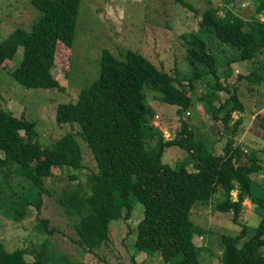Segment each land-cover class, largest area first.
<instances>
[{
	"label": "trees",
	"instance_id": "16d2710c",
	"mask_svg": "<svg viewBox=\"0 0 264 264\" xmlns=\"http://www.w3.org/2000/svg\"><path fill=\"white\" fill-rule=\"evenodd\" d=\"M80 2L30 0L39 16L29 30L15 29L0 41V66L12 59L17 46L21 47L20 60L10 71L18 85L59 87L52 75L57 44L68 49L72 46ZM253 2L254 12L246 20L234 15L231 8H226L219 17L217 8L209 5L198 21V32L179 35L184 57L191 65L190 75L176 69L171 73L157 68L147 57L131 49L118 54L119 57L104 49L97 78L79 88L75 101L59 103L56 107L55 121L77 124V133L66 132L49 146L34 139V122L15 117L0 106V202L19 218L28 207L39 213L41 197L48 193L45 178L53 174V167L78 171L83 166L77 135L94 158L96 169L85 173L83 184L64 186L58 197L61 208L72 220L78 236L75 241L87 251L100 246L108 237L109 222L129 219L133 202L137 200L144 206L135 242L140 250L157 253L172 264H203L199 260L200 246L191 241L194 234L201 235L203 231L190 219L193 205L197 201L211 202L213 193L219 189L222 197L214 202V209L231 213L232 220L237 222L243 200L251 197L250 173L261 169L254 152L249 153L234 144L244 105L237 96L235 80L232 86L227 81L232 74L229 63L225 64L224 82L219 80L204 33L235 47L241 60L252 62L251 70L238 74L237 79L264 82V0ZM198 63L204 64L205 69L198 70ZM204 73H209L213 79V84L210 81L212 92L226 90L228 93L218 105L208 108L210 117L222 123L219 135L226 136L223 153L216 156L203 154L202 149L194 145L192 131L185 121L174 137L167 139L149 120L153 110L143 92L144 87L157 92L161 101L176 105L179 112L191 104L189 93L194 90V80ZM183 81H187L188 90L180 87ZM234 112L237 118L233 117ZM258 125L264 135V118L258 120ZM171 144L193 150L194 169L162 161L164 147ZM259 151L264 155V139ZM12 173L27 182V193L18 191L15 183H9ZM69 178L78 179V175L73 173ZM234 190L235 199L231 194ZM251 202L262 214L249 237L243 239L246 236L244 224L235 235H219L224 264H264L261 251L264 199ZM38 222L44 236L55 229L47 227L46 218H39ZM26 253L32 255L31 260L23 258ZM41 256H49L43 244L39 250L29 244L8 251L0 242V264H48ZM66 264L85 263L76 260Z\"/></svg>",
	"mask_w": 264,
	"mask_h": 264
},
{
	"label": "rangeland",
	"instance_id": "374dc122",
	"mask_svg": "<svg viewBox=\"0 0 264 264\" xmlns=\"http://www.w3.org/2000/svg\"><path fill=\"white\" fill-rule=\"evenodd\" d=\"M209 5L217 8L219 17L226 8H231V12L242 20L248 19L254 12L253 0H81L72 46L68 49L61 43L57 44L52 75L59 87L23 88L18 85L10 74L21 57V47L17 46L12 59L0 66V106L15 117L34 122V139L43 146L51 145L66 132L76 134L77 124H58L55 121L56 107L59 103L75 101L79 88L86 87L97 78L104 49L116 57L131 49L147 57L157 68L171 73L176 69L190 75L191 65L184 57L179 35L198 32V21ZM38 16L39 12L30 4V0H0V41L15 29L28 31ZM204 34L206 48L213 55L219 80H223L225 64L229 63L232 74L227 81L232 86L235 80L237 96L244 105L242 123L234 137V144L241 146L244 151L254 152L261 166L259 171L250 173L251 197L243 200L237 222L232 220L231 213L214 209V202L222 197L219 189L213 193L211 202L197 201L191 209L190 219L197 229L203 230L202 236L196 233L191 238L192 242L200 246V262L224 264L219 235H235L244 224L245 239L253 232L262 214V210L256 208L251 200L264 199V155L259 151L264 135L258 125V120L264 118V82L258 84L243 77L237 79L238 74L251 70L252 62L241 60L235 47L218 42L209 33ZM197 66L198 70L205 69L204 64L198 63ZM210 81L213 84L209 73L196 78L194 90L189 93L192 102L179 112L176 105L161 101L157 92L147 87H144L143 92L154 113L149 120L167 139L173 138L182 121H185L192 131L194 145L202 149L203 154L212 153L216 156L223 153L226 136L219 135L222 123L210 117L208 108L218 105L228 93L226 90L212 92ZM183 84L180 87L188 90L187 81H183ZM232 115L238 117L236 112ZM76 138L83 166L78 171L53 167V174L45 178L48 193L41 197L39 213L28 207L19 218L11 213L5 203L0 202V242L3 247L12 251L31 244L34 250H39L43 244L49 256L41 257L48 264H66L76 260L85 264H172L159 254L140 250L135 245L138 224L144 217V206L137 200L133 202L129 219H113L109 222L108 237L100 246L87 251L84 245L75 241L78 236L72 227V220L61 208L58 197L64 186L78 182L83 184L85 173L96 169L91 153L79 136L76 135ZM161 159L172 166L184 165L194 169L195 155L192 149L187 151L175 144L167 145ZM73 173L78 175V179L69 178ZM9 183H15L18 191H28L27 182L16 177L15 173L9 178ZM236 193V190L231 192L234 199ZM39 218L48 219L47 227L53 226L54 231L45 236L41 234ZM261 251L264 253V246ZM23 258L28 261L32 255L26 253Z\"/></svg>",
	"mask_w": 264,
	"mask_h": 264
},
{
	"label": "water",
	"instance_id": "95a60500",
	"mask_svg": "<svg viewBox=\"0 0 264 264\" xmlns=\"http://www.w3.org/2000/svg\"><path fill=\"white\" fill-rule=\"evenodd\" d=\"M262 18V17H261ZM237 114V113H236ZM238 115V114H237Z\"/></svg>",
	"mask_w": 264,
	"mask_h": 264
}]
</instances>
